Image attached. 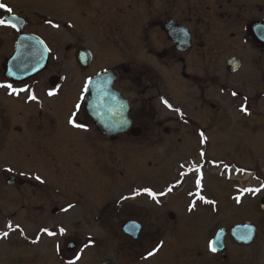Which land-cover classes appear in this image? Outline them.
<instances>
[{"label": "flooded vegetation", "instance_id": "obj_1", "mask_svg": "<svg viewBox=\"0 0 264 264\" xmlns=\"http://www.w3.org/2000/svg\"><path fill=\"white\" fill-rule=\"evenodd\" d=\"M85 3L87 8L97 10L99 14L92 19L96 26L110 25L112 21L119 20V18L124 26L130 25L129 44L127 40H122L125 42L124 47L129 45L125 49L126 56L111 69L116 73L114 89L121 91L128 99L132 129L139 128L140 136L133 137L128 132L117 138L103 137L94 126L85 121L82 110L77 114V118L84 128L75 129L66 123L69 113L75 111L76 87L70 71H66L63 66L52 67L54 56L56 57L55 62L57 64L60 62L56 52H60L62 45L60 43L57 45L46 38L44 40L51 50V55L47 69L39 74L42 75L41 78L38 75L23 83H12L3 77L0 78V84H12L13 88L28 90L19 94H9L10 89L0 88L6 103L4 107H0V132L4 133L10 129L21 130L25 133L31 131L33 134L40 132L51 141L49 147L55 146L67 151L77 150L81 144H87L93 151H99L100 164L104 162L102 155L110 149L114 150L111 153L116 155L115 161L122 162L121 157L126 155L120 153L122 146L134 149L138 144H146L150 148L181 149L184 146L185 137L195 138V135L198 137L201 132L204 134L207 132L201 129L199 122L204 123L212 118L214 122L217 118L214 116L226 111L219 105L218 112L215 111L216 104L213 102L219 103V99L224 97L229 100L230 107H235L239 102L242 106L245 104L243 98H247L246 103L249 101V95L245 94L246 89L255 87L259 91L264 88V77L262 76L264 46L261 40L262 31L264 32V0H88ZM255 36H258L261 42H258ZM16 39L17 35L14 34L10 51L0 57L1 75L3 74L1 64L11 55ZM0 47L3 46L0 45ZM81 47L76 42L66 44L65 59H70L71 64H74L76 53ZM120 47L122 46H118ZM231 59L239 60L240 68L237 71L229 70ZM244 84L248 86L246 89ZM49 91H56L57 94L49 96ZM232 92H236L237 95L232 96ZM29 95H35L36 100L26 99ZM162 98L172 105V109L165 106ZM172 99L173 101L181 100L180 103L174 104ZM191 103H194L197 111L199 110L198 118L193 119L189 115L188 110L191 111ZM246 105L248 109L251 108L249 103ZM174 109H179V112ZM243 117L247 115L243 113ZM124 139L125 141H122ZM141 139L145 141L139 142ZM206 142L204 140L203 143L207 144ZM23 143L26 144H21L23 147H38L33 141ZM128 152L127 156H130L131 152ZM88 155V151L83 153L84 164H89L86 161ZM209 160L213 162V159ZM119 168L116 167V170L121 173ZM235 168L238 167L235 166ZM238 169L241 170L240 172L248 173V170ZM245 175L239 174V177L243 178ZM177 180L175 178L174 182ZM13 181L15 182L14 187L25 185L21 179L16 178ZM258 181L262 183L261 178ZM232 184L234 193L229 197L230 203H233L231 198L241 192L240 190L255 188L245 186L243 183L238 185L237 180ZM176 186L177 184L173 183V188ZM137 190L139 189L130 186L122 191L115 200V206H113L115 212L109 210L112 205L106 204L99 206L97 210L93 209L91 213L82 212L83 215L77 222L88 223L87 228L98 226L100 230L105 231L103 239L90 235L84 238H74L69 235L64 243L63 239L58 237L43 238L40 232L42 228H39L34 236L25 237L24 240L31 245L50 240L57 264H66L67 259L83 248L89 238L95 243L84 249L77 264H104L108 258H114L122 264L129 262L131 264L140 262L162 264L165 260L173 262V259L176 260V264H224L231 262L232 248L248 249L253 246V244L246 246L238 243L236 237L229 232L226 238L229 254L227 253V256L222 258L221 254H212L208 252L207 247L202 248V237L201 239L193 238L197 240L195 244L188 243L183 238L178 242L177 229H182L183 234L185 231L182 227H178L180 221L178 219V223L175 222L177 217L174 213L169 215L172 231L161 234L159 223L155 228L146 229V225L139 222L142 229L138 239L134 240L122 232V225L129 220H137L130 218L125 221L121 219V221L120 218H123L122 211L125 206L130 202H135L138 196L128 200L121 198L133 197ZM68 206L69 204L63 207L55 206L51 209L49 215L54 220H52V226L47 228L48 230H59L61 227H66L62 214L73 213L71 208L68 212L63 211ZM41 207L35 206L32 212L27 214L25 213L26 208L22 206L21 219L28 222L31 218L35 224L42 225L37 220L39 217L44 223L46 222L45 215L41 213ZM234 208V204L228 207L232 211ZM213 209L216 211L212 216L218 215V208ZM238 209L242 210L237 212H242V217L235 218L241 221L231 223L227 227L224 226L228 230L239 224L253 223L245 207ZM57 218L59 219L56 220ZM107 225L112 230L114 228L116 233L118 228L119 233L114 240L117 242L114 248L115 254L107 252L106 242L107 238L109 239ZM190 227L192 228L191 225ZM260 234L261 229L259 228V237ZM36 239L38 242L33 243L32 241ZM69 244L74 245L72 252L69 251ZM57 245H59V251H57ZM157 245H162L160 251L155 256L144 259L143 256L147 255L148 249ZM178 246L182 249L181 253L176 251ZM90 255L93 259H90ZM25 256H19V264H31ZM33 263L38 264L34 260ZM0 264H3L2 260Z\"/></svg>", "mask_w": 264, "mask_h": 264}, {"label": "rangeland", "instance_id": "obj_2", "mask_svg": "<svg viewBox=\"0 0 264 264\" xmlns=\"http://www.w3.org/2000/svg\"><path fill=\"white\" fill-rule=\"evenodd\" d=\"M3 1L5 5L13 9L12 14L28 19L26 32L38 33L46 40L62 45H60V52H56L60 62L57 64L54 56L52 67L63 66L66 71L68 70L72 74L76 87L75 104L80 102L78 100L80 89L87 76L92 77L106 68L114 67L126 56L125 49L129 45L124 47L125 42L122 40H127L129 44L130 25L124 26L119 21L120 18L112 21L110 25H94L92 19L96 14H99L97 10L86 8L83 2L88 0ZM49 20L60 24L61 27L59 29L52 28L48 23ZM14 34L12 28L0 26V42H2L0 45L3 46L0 47V57L10 51ZM69 42H76L93 51L94 58L89 69L81 70L75 62L71 64L70 59H65L64 47ZM118 46L122 47L118 48ZM39 76L41 78L42 75ZM262 76L264 77V70ZM2 77L3 75L0 74V78ZM238 83L241 84L240 81ZM244 87L246 89L248 86L244 84ZM248 89L245 94L249 95L247 103L251 108L248 109L247 117H243V112L239 110L240 102L235 107H230L229 100L224 97L219 99V103L213 102L216 104L215 111L218 112V105L220 108H225L226 111L214 116V118L217 117L214 122L212 117L204 123L203 121L199 122L201 129L207 131L204 134L207 144L201 142L200 136L195 135V138L185 137L184 146L175 150L165 147L150 148L141 143L134 149L122 146L123 149L120 153L121 155L122 153L126 154L121 157L122 162L115 161L116 155L111 153L114 150L110 149L102 155L104 162L100 164L99 151H93L87 144H81L77 150L67 151L55 146L49 147L51 141L40 132L33 134L31 131L25 133L15 129V131L10 129L4 133L0 132V181H2L0 182V233L9 231L7 228L9 223L13 225V228L19 225V229H23V234L19 230L10 231L6 239H0V260L3 261V264H19V256L26 255L25 257L31 261V264L33 260L38 264H57L50 240V242L43 240L36 245H31L24 240L25 237L34 236L39 228H42L40 232L43 238L48 237L42 230L52 226L54 218L51 219L49 212L55 206L63 207L69 204L74 207L71 208L72 214H62L63 220L65 218L66 235H59L57 229L49 230L57 233L51 237L63 239L64 243L69 235L74 238H84V236L90 235L103 239L105 231L100 230L98 226L87 228L88 223L77 222L83 215L82 212L91 213L93 209L97 210L104 204L112 205L109 210L115 212L113 206H115L117 196L130 186H134L136 189H150L158 196H163L168 192L159 191L163 190L165 186L171 188L175 177L183 179L184 186L181 187L182 189H176L175 195L171 193L172 196L169 195V198L167 196L163 206H155L156 202L142 194L135 202H130L125 206L122 211L123 218L120 220L135 218L138 222L144 223L146 229L155 228L159 223L160 233L165 234L172 231L169 215L174 213L177 217L175 222L178 223V219L180 221L178 227H182L185 231L183 234L182 229H177L178 242L183 238L186 242L195 244L197 240L193 238L201 239L202 237V248L206 249L207 241L213 236L216 229L241 221L235 217H242V212L237 213L228 209L229 205L234 204L230 203V198L228 199V196L230 197L234 193L232 182L237 180L238 185L243 183L245 186L255 188L264 184V88L259 91L255 87ZM2 96L4 95L0 92V107L6 105ZM180 100L173 101L172 99V103L178 104ZM80 103L82 108L83 102ZM188 112L195 119L199 110L197 111L194 103H191V111L188 110ZM31 141L35 142L38 147L21 146V144H25L23 142ZM141 141L145 140L141 139L139 142ZM87 151L89 155L86 161L89 164H84L83 153ZM128 151L131 152L130 156H127ZM201 152L204 153L202 158ZM67 157L68 159H66ZM209 159H213V162L216 163H222V165L216 166L218 169H215ZM115 166L120 167L121 173L117 172ZM193 166L200 167V173L195 172ZM235 166L248 170L249 174L237 171L238 168ZM7 169H12V171L9 172ZM20 173H25V175L22 176ZM201 173L203 176L201 192L209 199H213L215 205L205 204L201 201L202 206L197 207V211L189 213L186 211V206L189 204L188 193L194 190L195 179ZM8 174L16 176L18 180L21 179L25 185L8 187L5 183ZM239 174L246 175L240 178ZM37 175L44 180L43 184L34 179ZM259 178L262 179V183L258 181ZM160 193L163 195H159ZM262 199H264V189L256 194L248 193L243 201L252 222L261 229L260 237L248 249L232 248L230 251L231 262L224 264H264ZM22 206L26 208L25 213L27 214H30L35 206H42L41 213L45 215L46 222L49 221V223H44L39 217L37 220L42 225L35 224L31 218L28 219V222H24L21 219ZM212 206L214 208L218 206V215L212 216L216 211ZM81 208L86 209L82 210ZM111 221H114L113 218ZM108 226L107 237L110 240L107 238V252L115 254L114 248L117 242L114 240L119 232L118 228L116 233L114 228L112 230ZM228 245L230 246V244ZM181 250L179 246L176 248L179 253ZM227 253L229 254L228 251ZM90 259H93L91 255ZM162 264H176V260L173 259V262L165 260Z\"/></svg>", "mask_w": 264, "mask_h": 264}, {"label": "water", "instance_id": "obj_3", "mask_svg": "<svg viewBox=\"0 0 264 264\" xmlns=\"http://www.w3.org/2000/svg\"><path fill=\"white\" fill-rule=\"evenodd\" d=\"M11 18L12 16L7 15L3 9H0V19L8 21L11 20ZM14 22L17 23L20 37L16 45L15 54L6 63L5 77L15 82H23L46 68L49 59V51H44L46 45L44 43L41 44L39 38L31 35H24L22 33L26 24L24 19L18 18L17 21ZM258 40L260 39L258 38ZM261 40L262 43H264V36ZM77 62L80 67L84 69L90 65L91 55L82 51L78 52ZM10 72L11 75L9 74ZM114 80L115 77L111 72H105L95 77L90 93L85 101L83 111L85 119L89 123L95 125L98 131L106 137L122 135L126 133L131 126V122L128 118L130 109L129 104L123 99L119 92L113 89ZM134 131L136 132V130H133V133ZM7 182L10 185L13 184L10 182V179H8ZM263 202L264 200L262 204ZM131 224L133 223L126 226V232L137 238L140 228L138 230L128 231ZM249 228L251 231L248 234L251 238L247 240L243 238L239 239L240 242L248 244L254 241L257 235L256 228L253 225L247 224L244 226H236L233 229V231H247ZM226 234V229H221L217 233L219 240L216 246L219 251L224 249L223 245ZM108 264L114 263L109 261Z\"/></svg>", "mask_w": 264, "mask_h": 264}, {"label": "snow or ice", "instance_id": "obj_4", "mask_svg": "<svg viewBox=\"0 0 264 264\" xmlns=\"http://www.w3.org/2000/svg\"><path fill=\"white\" fill-rule=\"evenodd\" d=\"M0 9H3L7 13H12V11H13V9L11 7H8L4 3H0ZM17 19L18 18L15 17V16H12L11 20H8V21H5L3 19H0V26L10 27V28H13V29H17V31H19V29L17 28V23L14 22V21H17ZM48 23H49V25L52 28L59 29L61 27L60 24L55 23L52 20H49ZM69 27H71V25H69ZM185 35H186V33H185ZM40 43L43 44V41H40ZM44 51H48V49L45 47L44 48ZM9 74L11 75V72ZM92 85H93V78L92 77H88V78H86L83 81V84H82V87H81V90H80V95L78 97V100L80 102H85L86 101V97L90 93V90H91ZM0 88L10 89L11 91L9 92V94H19L20 92H27L28 91L27 89H23V88H19V89L18 88H13L12 84H0ZM56 94H57L56 91H49L48 92V95L49 96H54ZM231 95L232 96H236L237 93L236 92H232ZM26 99L36 100V96L35 95H29V96L26 97ZM243 99L245 100V104L242 105L239 110L241 112H243L245 115H247L248 114V108L246 106V100H247V98L245 97ZM80 102H77L74 105L75 111L70 112L69 115H68V117H67V120H66V123L68 125H70L72 128H75V129H82V128H84V126L78 122V118H77V114L81 110V103ZM162 102L165 104L166 107H168L169 109H172V105L169 104L167 100H164L162 98ZM174 110L177 111V112H179V109H174ZM181 116H183V113H181ZM200 138H201V142H204L205 135H204L203 132L200 133ZM200 156L202 158L204 156V153L201 152L200 153ZM193 170L195 172H197V173H200V167H198V166H193ZM7 171L11 172L12 169H7ZM237 171H241V170L238 169ZM20 175L23 176V175H25V173H20ZM202 178H203V176H202V173H201L200 176L195 179V186L198 189V191L195 192V193H190V195H193L194 197H197L200 201H202L205 204L215 205V201L206 199L201 194V191L200 190H202V184H201ZM34 179L36 181H38L39 183H41V184L44 183V180L41 179V177L39 175L35 176ZM262 189H264V184H262L261 187H259V188H247V189H242L240 191L242 193H252V194H256V193H259ZM168 191L171 192L172 191V188H169ZM143 193L146 194L148 197H150L154 202L160 203V201L158 199V194L155 193V192H153L152 190H150V189H143ZM139 195H141V191L140 190H137L134 193V196L133 197L125 196V197H122L121 199L122 200H128V199H132L135 196H139ZM159 195H163V193H160ZM234 199H235V201L237 203H240L241 196L238 195ZM72 207H74V206L73 205H69L68 207L64 208L63 211L64 212H68L69 209L72 208ZM195 207H196V203H195V200H194L189 205L188 211L189 212L193 211V209ZM7 228L9 229V231H4V232L0 233V239H6L9 236V232L10 231L19 230L20 233L23 234V229H19V225H17L16 228H13V225L11 223H9L7 225ZM139 228H140V225L133 223V224H131L129 226L128 231L138 230ZM42 231L45 232L50 237L57 235L56 232L49 231L48 229H43ZM250 231H251V229L249 228L245 232V235L243 237L244 239H250L251 238L250 235L248 234ZM58 232H59V235H61V236L66 235V229L63 228V227L59 228ZM218 240H219V236L217 235V237L215 239H212V240L207 241V245L206 246H207V250L209 252H211L213 254L217 252V246L216 245H217V241ZM32 242L33 243H37L38 242V239L33 240ZM94 243L95 242L92 241L91 238H89L88 241L84 243L83 248L79 249V251L77 253H75L72 257H70V258L67 259L66 264H77V262L81 259V254L83 253L84 249L93 246ZM161 247H162V245H157V246H153L152 248L148 249L147 255L146 256H143V258L144 259H149V258L155 256L160 251V248ZM59 250H60L59 245H57V251H59Z\"/></svg>", "mask_w": 264, "mask_h": 264}]
</instances>
